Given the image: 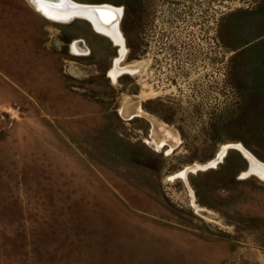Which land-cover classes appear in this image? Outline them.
I'll return each mask as SVG.
<instances>
[{
  "label": "rangeland",
  "instance_id": "rangeland-1",
  "mask_svg": "<svg viewBox=\"0 0 264 264\" xmlns=\"http://www.w3.org/2000/svg\"><path fill=\"white\" fill-rule=\"evenodd\" d=\"M32 1L0 0V264H264V61L220 34L247 0H73L123 43Z\"/></svg>",
  "mask_w": 264,
  "mask_h": 264
},
{
  "label": "crops",
  "instance_id": "crops-1",
  "mask_svg": "<svg viewBox=\"0 0 264 264\" xmlns=\"http://www.w3.org/2000/svg\"><path fill=\"white\" fill-rule=\"evenodd\" d=\"M241 3L223 12L220 34L230 52L255 54V59L264 61V0H247ZM118 6H121L122 13L123 5ZM79 41L80 39L76 41V46L80 49Z\"/></svg>",
  "mask_w": 264,
  "mask_h": 264
},
{
  "label": "bare ground",
  "instance_id": "bare-ground-1",
  "mask_svg": "<svg viewBox=\"0 0 264 264\" xmlns=\"http://www.w3.org/2000/svg\"><path fill=\"white\" fill-rule=\"evenodd\" d=\"M32 2L35 4L36 8L41 13L47 15L48 17L58 18V19H65L66 16L68 15V13L70 12L69 10H66V9L54 8V7L50 6L49 4H47L45 2H42L40 0H33ZM88 5H91V4H88ZM93 6H101V5H94L93 4ZM108 6H109V8L111 10L105 9L108 13L106 15L100 14V18H102V20H105L106 22H103V23L94 22L92 25H93V27L96 30L108 35L115 42L123 43L122 42V38H121L122 34L120 35V32L118 30V26H117L118 25L117 24L118 17H119V15L121 13V8H118V7H115V6H112V5H108ZM74 12L78 13L77 16L85 17L91 22L90 17L92 15L90 13L92 12V10L88 6H83L82 8H76L74 10ZM112 14L115 15V18H113V19H111V15ZM66 20H68V19H66ZM123 70L124 69H122V71ZM118 71L119 70H117V69H112L110 71V73L112 74V77H115L117 75ZM119 72H121V71H119ZM155 133H156V138L161 140V141L166 140L168 138H172V140L174 139V135L171 132V130L168 127H165L162 124L157 123V122H156V126H155ZM157 142H158V140H157ZM237 147L240 148L244 152V154L248 157V159L250 160L251 169H250L249 172H254L259 177L264 179V163L258 161L251 153H249L241 145H237ZM226 148H227V146L223 147V149L220 151L218 157H220L225 152Z\"/></svg>",
  "mask_w": 264,
  "mask_h": 264
},
{
  "label": "water",
  "instance_id": "water-1",
  "mask_svg": "<svg viewBox=\"0 0 264 264\" xmlns=\"http://www.w3.org/2000/svg\"><path fill=\"white\" fill-rule=\"evenodd\" d=\"M40 1L45 2L54 8L69 10L70 12L66 16V19L72 18V17L78 15V13L74 12V10L76 8H82L83 6H88L92 10V12L90 13L92 15L90 17L92 24L94 22H101V23L106 22L105 20H102V18H100V14L106 15L108 12L105 9L111 10L109 8V6L106 4H103V5L101 4V6H93V5L73 2L72 0H40ZM113 18H115V15L112 14L111 19H113ZM214 163L215 162H208L204 167L209 166V165H213ZM250 166H251V164L249 162V167Z\"/></svg>",
  "mask_w": 264,
  "mask_h": 264
}]
</instances>
